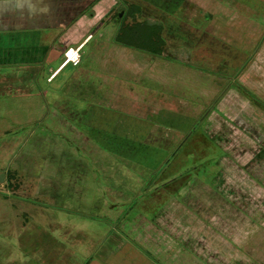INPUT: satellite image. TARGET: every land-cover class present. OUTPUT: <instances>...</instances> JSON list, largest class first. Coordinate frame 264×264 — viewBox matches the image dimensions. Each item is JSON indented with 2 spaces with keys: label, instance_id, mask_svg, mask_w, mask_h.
<instances>
[{
  "label": "crops",
  "instance_id": "crops-1",
  "mask_svg": "<svg viewBox=\"0 0 264 264\" xmlns=\"http://www.w3.org/2000/svg\"><path fill=\"white\" fill-rule=\"evenodd\" d=\"M118 2L119 0H0V67L10 65V69L5 71L0 69V91L5 89L7 96H29L30 98L35 96L47 104L48 100L45 102V99L49 97L40 86L36 85L37 79L39 82L44 75L47 82L50 80L52 82L65 69L70 68L61 84L54 87L56 94L50 96L51 107L48 112L40 109L38 112L28 114L29 121L40 117L47 121V127L55 133L46 134L43 137L34 134L26 136L24 144H27L26 148H32V150L27 152V156L16 153L18 157L13 156L11 159L13 166L23 169L22 171L27 174H31L35 161L40 164L41 173H32V176H35L36 194L34 195L41 196L35 197L39 200L36 207L40 206L47 211L46 207L49 208L52 201L54 204L59 203L61 198L58 197L57 192L62 193L64 191L62 187L69 186L70 183L65 179L68 176L73 177L71 178L72 186L82 182L80 177L82 179L83 176L79 174H85L86 171L82 169H87L88 166H83L82 161L75 160L73 141L76 142L77 148L88 146L95 152L97 150L94 148H112L115 137L126 136L123 131L131 133L132 137L149 133L153 136L155 128L156 131L162 130L160 129L162 124L169 127L168 124H164V121L168 123L172 120H181L183 123L196 120L191 130L199 128L203 135L210 138V142L217 146L215 151L220 150L223 154L229 153V148H225L226 150L220 148L223 147L220 142L223 137V131L220 128L222 124L232 122L235 127L243 129L246 136L257 137V144L248 143L240 146L241 160L242 167L250 171L249 178L257 180L258 185L264 188V33L259 35L258 31L254 34L258 35L257 40L254 36V41L257 42L250 43L253 41L250 27L258 29V26H261L264 29V18L258 16L255 19L245 14L244 17L243 15L234 17L229 13L218 12L217 2L212 0L213 3L210 1L207 6L204 5L207 10L201 11L199 8L200 12L198 11V15L195 16L196 20H190L191 30L183 28L182 23L185 20L178 15L180 10L174 16L169 17L170 13L165 15L162 18V24H157L156 21H138L144 23L146 28L154 25L161 27L159 33L164 43L160 44L161 51H154L148 46L144 48L139 46L135 39L130 45L117 42L116 36L122 25L131 27L132 24L138 23L137 20L123 23L120 20L116 21L113 17L109 18L112 16L113 7ZM234 2L236 0H231V3ZM258 2L264 4L262 0ZM185 3L186 0L183 1L182 6ZM212 7L216 8L215 12L212 11ZM127 14V11L122 10L117 17L121 19ZM201 16L206 19L202 20L204 22L200 27H197V20ZM135 31L137 29L132 32ZM89 43L92 44V60L89 66L81 65L84 57L83 50ZM180 43L185 44L184 46H187L185 49L189 51L185 58L179 57L180 52L177 49L171 51V48L178 47ZM254 45L256 48L254 52H251L250 46ZM76 46H81L80 63L63 65L64 51ZM195 46H199L201 51L206 48V53L199 55L195 51ZM193 50L196 53L193 54ZM191 53L193 61H190ZM236 55L238 58L234 57ZM177 63L192 69L193 72L187 71L191 73L189 78L191 83L187 81L185 68L179 69ZM67 84L70 86L64 87ZM210 88L215 91L222 88L221 94L218 92L211 98L214 105H210L211 107L200 118L189 116L184 110L172 111L165 106L174 94H181L177 98L181 101L183 99V103H186L187 92V96L196 98L198 104H208L204 102L206 97L204 92L208 93ZM79 90H82V96ZM125 91H128V94ZM112 93L115 97L127 98L128 101L123 102L120 99L121 107L112 106L107 103ZM71 99L81 102L71 105ZM220 99L227 100L225 103L230 102L231 110L242 104L245 106L244 112L229 115V108L224 110L218 107ZM37 102H28L33 111L37 110L35 106L40 108L42 106ZM197 102L191 101L192 104ZM126 105L127 107L136 105L137 109L138 106H143L146 108L144 113L146 115H135L137 113L124 108ZM30 114L33 116L30 117ZM63 120L67 121L71 127L63 128L64 124L62 125L61 122ZM133 120L137 121L138 125L133 123ZM13 121L21 120L15 117ZM156 122L161 126L155 127L153 123ZM55 129H59L58 132L62 129L61 133H71L70 135L64 133L68 136V140L56 134ZM142 129H144L142 133L138 134ZM105 137H108L112 143L105 140ZM129 141L132 146L135 143L139 144L135 138ZM9 143L12 142H5V148H8V145L11 146ZM179 149L175 150L168 159L172 160ZM111 153L115 154V152ZM214 153L212 152L213 155H211L217 156ZM145 158L149 161L153 160L152 164L157 165L155 160L158 157L148 154ZM159 160L160 158L156 161ZM211 160L214 162L213 159ZM41 161H44L43 164ZM47 161L55 164L57 172L63 173L61 175L56 173L52 164L48 165ZM74 163H77L76 168L71 167ZM195 165L196 162H193L191 166L186 164L185 168L191 173V168H196ZM78 166L82 169L80 170ZM10 167L11 165L9 167L0 165V172H5L6 181L1 182L4 187L12 185L16 180L7 175L6 170ZM71 168L77 169L78 174L72 172ZM152 168L156 169L154 166ZM180 172H182L180 167H174L172 172L168 173L172 175L160 183L164 184L166 180L178 178ZM189 177L186 178L187 180H182L181 189L186 188ZM192 180L195 182V187L201 186L199 175H195ZM58 184L62 185L61 188ZM109 184L110 192H122L121 190L117 192L113 181ZM71 191L74 193L72 200L76 199L80 202L84 199L83 194L87 189L81 187L79 190ZM164 191L165 193L156 194L158 205L150 211H155L152 215L154 219L147 218L149 217L145 214L148 213L147 209L142 211L144 213L135 215L134 221L130 217L126 218L130 226L120 228L118 221L121 209L117 208L114 211L113 223L108 227L102 226L95 230L97 235L92 238V248L84 250L82 245L80 246L82 252L77 255L73 248L79 247L81 239H72L71 233H67L68 227L74 224H67L66 214L53 215L50 223L48 221L44 225L36 220L32 221L33 224L29 223L30 215L25 212L24 217H27L15 228L12 224L13 218L19 217L20 212L14 210L13 213L16 215L9 212L4 220L6 253L4 260H0V264H264V192L263 198L258 199L263 204L257 202L258 211L255 214L257 216L253 215L255 218L249 217L248 212L244 210L241 211L240 217L237 210L230 209L224 221L225 225L224 222L220 224L217 220L218 225H208L202 229L193 220L194 230L191 232L183 227L184 224L181 227L180 224L168 227L157 224L170 212V191L167 189ZM192 194L197 198L199 196L198 193ZM3 197L7 203H10L9 207L11 205L15 207V200H22L18 197L13 198L12 194H6V192ZM94 197L97 204L102 194H96ZM49 210L52 211L51 208ZM214 214H217L216 210L213 211L212 215ZM235 214L239 216L236 222ZM33 215L36 217V214L33 213ZM82 225L87 228L86 225ZM6 226H8L7 229ZM10 229L16 234L11 237L13 243L7 241ZM91 232L89 230L90 234ZM59 234L62 235L59 236ZM67 250L69 256H66Z\"/></svg>",
  "mask_w": 264,
  "mask_h": 264
},
{
  "label": "rangeland",
  "instance_id": "rangeland-1",
  "mask_svg": "<svg viewBox=\"0 0 264 264\" xmlns=\"http://www.w3.org/2000/svg\"><path fill=\"white\" fill-rule=\"evenodd\" d=\"M183 1L184 0H119L118 4L113 7V10L111 12L112 16H109V18L113 17L116 21L120 20L123 23L127 21L130 22L132 20H137V22L147 20L151 22L156 21L155 23L162 24V18L165 17V15L170 13L169 17H171L174 16L178 12V10H180L178 12V15L184 17L185 20V22L182 23L183 28L191 30L192 27L190 26L189 22L191 19L196 20L195 16H197L200 12L198 9L200 8L201 11L207 10V7L205 6H207L210 1L211 3L213 2L212 0H186L185 5L182 6ZM258 1L260 0H248V2L247 0H236V2L231 3V0H216L218 6L217 11H222V13L224 14L229 13L234 17H238L240 15H243L242 17H244L245 14L255 19H257L258 16L264 18V4L259 3ZM262 2H264V0H262ZM122 10L124 12L127 11L128 14L127 16L125 15L124 18L120 19L119 17H117V12H121ZM214 10H216V8L214 9V7H212V11ZM204 19L206 18H204L203 16L198 18L196 26L200 27L204 22L202 21ZM258 27V29L250 27V32L253 34L251 35V38L253 40L250 41L251 44L257 42L254 41V36L257 40L258 35L254 34H257L258 31L259 35H261V33H264V29L261 26ZM184 45L185 44L180 43V45L178 44V47L171 48V51L172 49H177L178 52H180L179 57L185 58L189 51L185 49V47L187 48V46ZM256 45L250 46L251 52H254ZM91 46L92 44L89 43L84 48L83 63L81 65L89 66L90 61L92 60ZM195 48V51H197L199 55L201 53H206L207 50L205 48L201 51L199 46H195ZM195 51L193 52V54L196 53ZM234 57L238 58V55ZM193 60L194 58L192 57L191 53L190 61ZM177 64V67L179 69H186H184V73L186 75V78L188 79L187 81L191 83L189 79L191 73H187V71L191 70L190 72H193L192 69H189L188 66L184 65V67L179 63ZM169 66L173 65L169 64ZM8 68L10 69V65L0 67V69H4V71ZM69 70L70 68L65 69L52 82L51 80L47 82L44 75L39 79V82H37V79L36 85L40 86L42 88L41 90H43L49 97L48 99H45V102L48 100L46 102L47 104H45L42 99L35 96H31V98L29 96H7V94H5V89L0 91V165L7 167L11 165V167L6 170L7 175L9 178H16V180L13 181V184L10 186L5 185L4 187L0 183V237H2V239L0 238V260H4L3 258H5L6 253L4 220L6 219L7 214L9 215V212L10 214L16 215V213H13L14 210H16L15 212H20L19 217L15 216L13 218L12 224L13 226H15V228L16 226H19V223L24 221L27 217H24L25 212L27 215H30L29 223L31 222V224H33L32 221L36 220L42 222V224L44 225H46V222L48 221L50 223L51 217L53 215L58 214L64 216L66 214L65 217L67 224H74V226H67L69 228V231L67 233H71L72 239H81V244L79 245V247H77V249H75V247L73 248L76 255L82 252L80 248V246L82 245L84 246V250L85 248H92V238L93 236L96 237L97 235L95 230L102 226L108 227L109 225H111L113 223V216L115 218L114 211H116L117 208L121 209V216L119 217L120 220L118 221L119 223L117 222L120 228H128L130 226L129 223L126 222V218L130 217L131 220L134 221L135 215L144 213L142 211H146L147 209L148 213H145L149 216L147 218L149 220L154 219L152 215L155 211H150L155 205H158V201L156 200L158 199V195L156 194H159L160 192L165 193V191L163 190V186H161V183L159 182V178L163 175L162 173H160V170L163 167H165V169L163 170L164 173H169L170 171L172 172L174 167H180L182 170L180 174H184V171L186 172V164L187 166H191L193 162H196V168H191V171L194 172L193 174L199 175L201 186L195 187V182L192 180L195 175H191L192 172L189 174V182H187V186L184 190L181 189L182 182L177 181L173 185V189L170 190L171 192H167L170 194V212H168L167 214L169 215V217L167 218L166 215L163 221L157 222V224H159L160 226L168 227L169 225L180 224L181 227L184 224L183 227L187 231L193 232L194 221L196 225L202 227V229L208 227V225L216 226L219 224L218 221H220V224L225 221L226 217H228V211H230V209L237 210L240 217L242 215V210H244L246 213L248 212L249 214L247 213V215H249V217L251 218L253 217V215L257 216L255 215L258 211L257 202H259L258 199L260 197L263 198L262 194L264 192V188H261L258 185L257 180L254 181L250 179L248 176V173L250 171H247L242 167V148L240 147L242 144H257V137L255 138L253 136L254 138H251L250 136H246V133H243V129L235 127L232 122L225 123L226 126L225 124H222L220 128L223 131V137L220 142L221 144H223V147L220 148H229V153L223 154L220 150H218L217 152L215 151V148H217V146L214 145L213 142H210L211 139L203 135L202 131H200L199 128H197L198 130H191L194 128V125L197 122L196 120L187 121L186 123L181 122V120H172L168 123L164 121V124H168L169 127H167L166 125L164 126L163 124L161 126V124L157 122L155 124L153 123L155 127L156 125H158L159 127L161 126L160 129H162L160 131H156L155 128L153 131V136L149 133L148 135H138L136 137H132L131 133H126V131H123V134L125 133L126 136L122 134L123 138L115 137L113 141L114 146H112V148H94L95 150H97L95 152L94 150H92V148H88V146L77 148L76 142L73 141V145L75 147V160L82 161L83 166H88L89 170L88 168L82 169L78 166L80 170L82 169L86 171L85 174H79V176H83L82 179L80 177V181L82 182H80L79 184H74L72 186L71 183H73V179L71 178L73 177L68 176V178H65L70 184L67 187H62L64 188V191L62 193L57 192V194H59L58 197H60L61 200L59 203H57L58 205L54 204V201H52V205L49 206L52 211H50L48 207H46L47 211L43 210L40 206L36 207L39 201L38 198L41 196H39L40 194L37 196L34 195L36 194L34 185L35 176L33 177L32 173H41L40 164L35 161V166L32 168L31 174H27L25 171H22L23 169L13 166V164H11V159L13 158V156H16V153H23L24 156H27V152L32 150V148H26L27 144H24V139L26 138V136L34 134L35 136L43 137L46 134L53 135L55 133L54 130H51L47 127V121H45L44 119H40L41 117L38 113L37 116L40 118H34L31 121H29L30 118L28 119V114L30 112H38L40 109H42V111L45 110L46 112H48L49 108L51 107L49 103L50 96L51 94H56L54 87L61 84ZM66 86H68V84L64 87ZM209 90L210 91L208 93L207 91L204 92V95L206 96L204 98V102H207L208 104H198L197 100H195L196 98L194 99L193 96L190 95L187 96V92L186 103H183V99L181 101L177 98L178 96L180 97L181 94H174V96L169 99L170 102L165 104V106L172 111L177 112L184 110L189 114V116L200 118L205 114V112H207V109L211 107L210 105L213 104L211 101L213 99L211 98H213L216 93H220L222 88L218 91H215L213 88H210ZM80 92L82 96V90ZM125 93L128 94V91H125ZM74 94L77 95L76 92H74ZM111 95L112 97H108L107 103H110L112 106L121 107L119 105L121 103V100L123 102L128 101L127 98L121 99L115 97L114 93H112ZM223 98H225V96ZM36 101L42 104V106L41 108L35 106L37 110L34 109L36 111H33V108L29 105L30 103ZM191 101H196L197 104H192ZM219 101L220 103L218 107L224 108V110L225 108H229V115L236 112L239 114L241 112H244L243 108H245V106H243L242 104L238 105L237 107L235 106L236 108L234 110H231L229 105L230 102L225 103L227 102V100L225 99H220ZM76 102L81 101L71 99L70 104L72 105ZM127 106L128 105L124 106V108H127V110L129 109L128 111H131L132 113H137L135 115H146L144 114L146 112V108H144L143 106H138V109L136 108V105L135 107H133L132 105L130 107ZM10 108L12 110H10ZM14 116L19 118L21 121L14 122ZM31 116L33 115L30 114V117ZM61 122L62 125L64 124L63 128L65 126L71 127V125L67 124V121L63 120ZM61 122H59V124H61ZM136 122L135 120H133V123ZM57 130L55 129L56 134H59V136L68 140V136L66 134L68 133L70 135L71 133L62 131L66 133L64 134L61 133L62 129H60L59 132ZM143 130L144 129L140 130L138 134H141ZM92 132L94 133V131ZM132 138H135V141L139 142V144L135 143L134 146H132L129 141L132 140ZM105 140L111 142L108 137H105ZM6 141L12 142L13 144L9 143L11 144V146L8 145V148H5ZM109 145L111 146V144ZM180 145L181 148L179 149ZM178 149L179 151L176 153L175 157H172V160L168 159L173 154V152ZM111 152H115V154ZM212 152H215L214 154L217 156H212ZM185 153L187 155H185ZM148 154L158 157L156 160L160 158L159 161L155 160V162H157V165L152 164L153 160L151 161L150 159V162L149 159L145 158V156ZM204 155H206L205 158H201ZM211 159H213L214 162H211ZM215 160L216 164H214ZM41 162L43 164L44 161ZM54 162L56 163V161ZM47 163L50 166L52 164L55 169L54 163H51L50 161H47ZM76 164L77 163H74V165L71 167L76 168ZM152 166H154L156 169L152 168ZM206 166L208 170L206 169ZM73 168H71V171H74L75 174H78V170H73ZM55 172L59 175L63 173L62 171L57 172L56 169ZM19 181H21L22 184L19 183ZM111 181L115 183L114 187L117 189V192L118 190H121L122 192H110L108 185L111 187V185L109 184ZM197 181H199V179ZM17 182L18 184H16ZM104 185L106 186L104 187ZM61 186L62 185L58 184L59 188H61ZM81 187L87 189L86 193L83 194L84 199L80 202L76 199L72 200L71 197H73L72 195H74V193L71 190H79V188ZM5 192L6 194H12L14 196L13 198H22V200L14 201V204H16V209H14L15 207H13V205L9 207L10 203H7L5 201V198L3 197L5 195ZM193 192L199 194L198 198L197 196H193ZM96 194H102V198L97 204H95L94 201V195ZM44 202L45 201H41V203ZM260 204H263V202ZM40 210H42V212H38ZM62 210L64 213L62 212ZM215 210L217 211V216L215 214L212 215L213 211ZM33 213L36 214V217L33 215ZM101 213H103V215ZM239 216L238 214L234 215L235 222L239 220ZM82 224L86 225L87 228H85ZM7 228L8 226H6V229ZM89 230L92 231L91 234L89 233ZM8 231L10 233L8 236L9 240L7 241H9V243H13L11 237L16 234L13 233L12 229ZM61 235L62 234H59V236ZM68 252L69 251L67 250L66 256H69Z\"/></svg>",
  "mask_w": 264,
  "mask_h": 264
},
{
  "label": "trees",
  "instance_id": "trees-1",
  "mask_svg": "<svg viewBox=\"0 0 264 264\" xmlns=\"http://www.w3.org/2000/svg\"><path fill=\"white\" fill-rule=\"evenodd\" d=\"M119 15V12L118 14ZM128 26V25H126ZM125 25H122L119 29V32L117 33L116 36V40L119 43H125L126 45H130L131 42L134 41V39L136 40V44H138L139 46H142L143 48L145 46H148L149 48H151L154 51H161V43H164V39L162 38L161 34L159 33L161 27L160 26H150V27H145L144 23H135L134 25L132 24L131 27H126ZM129 29H131L132 31L134 29H137L136 34L135 32L130 31ZM154 35V37H153ZM165 169V167L161 168L160 173H162L163 175L159 178V182H162L164 179H167V177H169L171 174L168 173H164L163 170ZM185 174H179L178 178H171L170 181H165L164 184H161V186H163V189H167V190H172L173 189V185L177 182V180L179 182H182V180L186 179L189 177V171L186 169V172H184ZM187 180V179H186ZM183 184H181L182 187ZM164 189V190H165ZM171 192V191H170Z\"/></svg>",
  "mask_w": 264,
  "mask_h": 264
},
{
  "label": "built area",
  "instance_id": "built-area-1",
  "mask_svg": "<svg viewBox=\"0 0 264 264\" xmlns=\"http://www.w3.org/2000/svg\"><path fill=\"white\" fill-rule=\"evenodd\" d=\"M81 46L69 47L64 52V59L62 64L72 63L77 65L81 61Z\"/></svg>",
  "mask_w": 264,
  "mask_h": 264
},
{
  "label": "water",
  "instance_id": "water-1",
  "mask_svg": "<svg viewBox=\"0 0 264 264\" xmlns=\"http://www.w3.org/2000/svg\"><path fill=\"white\" fill-rule=\"evenodd\" d=\"M5 181V172L0 173V183Z\"/></svg>",
  "mask_w": 264,
  "mask_h": 264
}]
</instances>
